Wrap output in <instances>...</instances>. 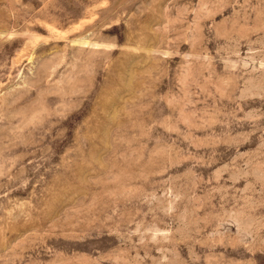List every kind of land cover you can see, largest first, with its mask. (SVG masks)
Instances as JSON below:
<instances>
[{
    "label": "rangeland",
    "instance_id": "obj_1",
    "mask_svg": "<svg viewBox=\"0 0 264 264\" xmlns=\"http://www.w3.org/2000/svg\"><path fill=\"white\" fill-rule=\"evenodd\" d=\"M0 264H264V0H0Z\"/></svg>",
    "mask_w": 264,
    "mask_h": 264
}]
</instances>
